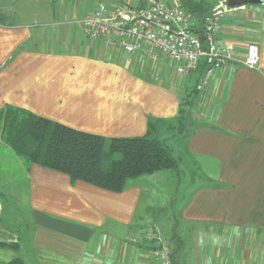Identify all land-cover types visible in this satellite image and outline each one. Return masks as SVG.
I'll return each mask as SVG.
<instances>
[{
	"label": "crops",
	"instance_id": "1",
	"mask_svg": "<svg viewBox=\"0 0 264 264\" xmlns=\"http://www.w3.org/2000/svg\"><path fill=\"white\" fill-rule=\"evenodd\" d=\"M65 1L58 10L47 4L55 24L64 21ZM131 1L79 0L85 5L82 15L100 3ZM208 3L205 14L217 0ZM76 4L71 12H78ZM249 6L221 22L219 39L235 45V60L203 89L200 71L197 79L193 73L179 76L168 59L126 55L88 40L76 23L73 33L55 35L11 23L15 13L0 21V111L20 108L107 139L144 137L150 125L159 136L162 127L177 124L182 104L191 97L178 90L190 87L195 97L202 94L196 106L203 123L181 139L206 179L188 198L183 196L169 219L173 227L167 237L143 215L152 194L142 177L129 181L122 193L72 183L61 173L24 163L0 139L10 167L0 168V244L20 245L18 250L0 246V264L18 259L28 264H154L151 253L163 241L174 264H264V11ZM250 43L260 48L256 71L243 65ZM194 103L196 98L188 125ZM147 176L163 186L175 181L167 171ZM8 197L24 199L30 210L35 228L28 245L14 226L3 224L2 200ZM178 226L192 238L186 240L191 242L187 252Z\"/></svg>",
	"mask_w": 264,
	"mask_h": 264
},
{
	"label": "trees",
	"instance_id": "2",
	"mask_svg": "<svg viewBox=\"0 0 264 264\" xmlns=\"http://www.w3.org/2000/svg\"><path fill=\"white\" fill-rule=\"evenodd\" d=\"M180 3L197 18L192 31L205 41L209 14L203 11L209 8V3L197 0H180ZM203 68L199 70L201 79ZM191 104L188 97L178 116L176 125L182 137L190 134L184 132ZM156 132L150 125L144 137L107 139L84 134L20 108L8 106L0 111V139L24 163L61 173L72 183L83 182L112 193H122L129 181L139 177L161 171L179 172L178 161ZM0 246L20 249L19 244ZM9 264L28 263L18 259Z\"/></svg>",
	"mask_w": 264,
	"mask_h": 264
},
{
	"label": "built area",
	"instance_id": "3",
	"mask_svg": "<svg viewBox=\"0 0 264 264\" xmlns=\"http://www.w3.org/2000/svg\"><path fill=\"white\" fill-rule=\"evenodd\" d=\"M228 4L229 0H217L206 17L205 41L192 31L196 24L194 15L181 3L167 0H133L115 6L100 3L77 23L82 25L88 40L101 42L126 55H142L153 61L166 58L179 76L198 72L203 66L199 87L203 89L216 72L235 60V45L219 39L220 24L227 15L245 11L247 5ZM245 54L244 67L258 70V45L248 44ZM167 244L163 241L151 253L154 264H174Z\"/></svg>",
	"mask_w": 264,
	"mask_h": 264
},
{
	"label": "rangeland",
	"instance_id": "4",
	"mask_svg": "<svg viewBox=\"0 0 264 264\" xmlns=\"http://www.w3.org/2000/svg\"><path fill=\"white\" fill-rule=\"evenodd\" d=\"M32 1L33 0H0V21L9 18V13H15L10 19L11 23L17 25H28L32 28V30H47V32L49 31L51 34L55 32V35L59 34L61 31L62 35L64 34L63 32H68V34L73 33V31H75V25L82 26L77 22L81 21L86 14L82 15L84 13L82 10L84 3L79 2V0L78 4H76V6L78 5L79 8L75 10L78 12L70 11L72 10V3L75 0L65 1L66 4L64 6V10L66 11V15L64 16V21L60 24H55L51 19L52 16L48 12L49 10L47 4L49 1H51V4L54 5V9L58 10V8L60 9L61 7L62 0H36L39 4H36L35 6L30 4ZM167 1L171 2V0ZM249 7H251L252 10H254L256 7H260L264 11V5H251ZM199 74L200 73H193L192 76L193 78L197 79ZM178 91L187 97L191 96L190 98L192 101H195L196 98V103H194L195 106L190 110V112H192L191 114L193 115L192 119L194 120L190 122V125H188L189 123L187 124L188 131L185 130L184 132V134H187L189 133V130L191 131L196 128L199 123H203L202 117H200L198 114V109L196 106L201 99L202 94H197L195 97V90L190 87L188 89H181ZM173 126L176 128L171 129L168 126H164L158 133L159 138L165 141V145H167L173 157L178 161L179 172H169L170 175L175 178V181L173 182L172 180L168 186H163L162 184L158 183V179H156V177L152 178L145 176L141 179L144 183V187L147 188V190H149V192L152 194L150 195V199L147 198V203H149L148 213H144L143 215H146L145 217L147 221L152 223V225L156 223L158 230L157 233H161L163 236L167 237L171 235V230L173 227L171 226V221L169 220L173 217V212H176L177 214L180 206H182L184 203L185 197L190 193V191H193L194 187L197 188L206 184V179H204V169H201L202 167L198 164V162L196 163L195 159L187 152V140L185 141L181 139V133L178 132L179 129L177 125ZM5 156V151L0 150V168L2 167L3 170L4 166V172L10 168L8 166L9 162L6 160L7 158H5ZM161 189L163 190L161 195L155 194L156 191ZM188 197L189 196H187V198ZM2 202H4L5 212L3 224L14 226L13 229L14 231H18V234L23 240L24 246L25 244L28 245V241L31 239L30 237H32L33 228H35V223L31 219V214L28 213L30 210H28L26 202L24 199L13 200L10 197L2 200ZM141 207L143 208V203ZM142 208H140L141 211L143 210ZM181 229L182 226H178L176 232L183 241L185 249L184 251L187 252L191 242L186 240H190L192 238L187 239L186 235L182 234Z\"/></svg>",
	"mask_w": 264,
	"mask_h": 264
},
{
	"label": "water",
	"instance_id": "5",
	"mask_svg": "<svg viewBox=\"0 0 264 264\" xmlns=\"http://www.w3.org/2000/svg\"><path fill=\"white\" fill-rule=\"evenodd\" d=\"M263 5V0H229L230 7H237L242 5Z\"/></svg>",
	"mask_w": 264,
	"mask_h": 264
}]
</instances>
